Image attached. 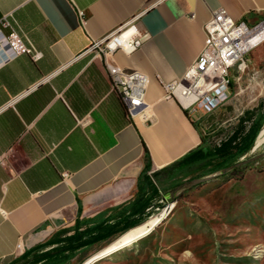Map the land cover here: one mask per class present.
<instances>
[{
	"label": "crops",
	"instance_id": "obj_1",
	"mask_svg": "<svg viewBox=\"0 0 264 264\" xmlns=\"http://www.w3.org/2000/svg\"><path fill=\"white\" fill-rule=\"evenodd\" d=\"M221 8L249 26L264 21V0H0V25L7 19L32 47L0 66V264L53 232L140 217L121 219L148 190L147 151L152 177L201 144L195 118L165 86L198 59ZM131 23L146 36L139 50L107 59L89 51ZM106 62L149 78L132 116Z\"/></svg>",
	"mask_w": 264,
	"mask_h": 264
},
{
	"label": "rangeland",
	"instance_id": "obj_2",
	"mask_svg": "<svg viewBox=\"0 0 264 264\" xmlns=\"http://www.w3.org/2000/svg\"><path fill=\"white\" fill-rule=\"evenodd\" d=\"M230 81V100L213 114L195 117L207 147L218 145L240 125L249 127L264 112V43L231 70ZM240 162L245 164L225 175L201 177L198 172L186 177L163 172L156 178L162 195L147 210L149 217L142 225L69 252L60 263L44 264H84L116 242L146 230L149 220L169 205L172 211L150 234L94 264H264V144L256 148L255 143ZM209 177L192 187L178 188ZM75 228L53 232L43 244L71 236Z\"/></svg>",
	"mask_w": 264,
	"mask_h": 264
},
{
	"label": "built area",
	"instance_id": "obj_3",
	"mask_svg": "<svg viewBox=\"0 0 264 264\" xmlns=\"http://www.w3.org/2000/svg\"><path fill=\"white\" fill-rule=\"evenodd\" d=\"M80 16L83 17L82 12ZM3 28H11L12 33L5 35ZM205 32V46L198 59L181 81L165 86L168 96L192 118L213 114L230 100V72L250 51L264 43V21L249 26L245 21H235L221 8L213 14ZM145 39L139 27L131 23L93 41L89 51H97L105 59L117 52L130 55L141 48ZM31 49L5 19L0 25V66ZM39 57L36 54L35 59ZM106 64L112 87L132 116L146 104L149 78L141 72H129Z\"/></svg>",
	"mask_w": 264,
	"mask_h": 264
},
{
	"label": "trees",
	"instance_id": "obj_4",
	"mask_svg": "<svg viewBox=\"0 0 264 264\" xmlns=\"http://www.w3.org/2000/svg\"><path fill=\"white\" fill-rule=\"evenodd\" d=\"M263 127L264 112L254 119L249 127L244 128L240 125L229 137L214 147H207L205 139L201 136L199 147L191 151L179 162L165 169V172H172L176 176L184 174L186 177L198 172H201V177L221 173L239 163L241 158L253 150ZM151 168L152 162L147 151L146 167L142 178L146 182L148 190L145 189L143 196L139 198V202L137 201V208L129 211L128 215L127 212H123V217L121 218L125 220L128 217L135 218L140 216L138 219H133L122 227L118 226L119 223L110 225L106 222L82 230L77 224L73 235L50 240L37 247L34 251L26 252L21 258L11 264L60 263L62 258H66L65 255L69 252H75L81 248L97 244L144 223L149 217L147 210L154 208V202L162 195L152 180V178H158L160 174L155 173L150 177L148 172ZM49 246L55 247L50 251H45V248Z\"/></svg>",
	"mask_w": 264,
	"mask_h": 264
},
{
	"label": "bare ground",
	"instance_id": "obj_5",
	"mask_svg": "<svg viewBox=\"0 0 264 264\" xmlns=\"http://www.w3.org/2000/svg\"><path fill=\"white\" fill-rule=\"evenodd\" d=\"M264 144V128L262 129L260 136L256 142V148L261 147ZM173 205H169V207L164 208L162 212L154 216L149 222L147 223L148 228L141 233L137 235H132L129 237L127 240L122 241V242H116L113 244L111 247L108 249L102 251L101 253L97 254L96 256L92 257L89 259L87 262L84 264H94L97 260H100L104 257H107L111 253L121 250L123 248L128 247L129 245L133 244L134 242L146 237L148 234H150L161 222L169 215V213L172 211Z\"/></svg>",
	"mask_w": 264,
	"mask_h": 264
},
{
	"label": "water",
	"instance_id": "obj_6",
	"mask_svg": "<svg viewBox=\"0 0 264 264\" xmlns=\"http://www.w3.org/2000/svg\"><path fill=\"white\" fill-rule=\"evenodd\" d=\"M243 164H245V163H244V162H239V163H237V164H235V165L229 167L228 169L224 170L223 172H221V174H222V175H225V174H227V173H229V172L235 170L236 168H238L239 166H241V165H243ZM210 178H211V177L206 178V179H197V180H194V181H189V182H187V183H185V184H183V185H180L178 188H179V189L189 188V187H192V186H194V185H196V184L203 183V182L207 181V180L210 179Z\"/></svg>",
	"mask_w": 264,
	"mask_h": 264
}]
</instances>
